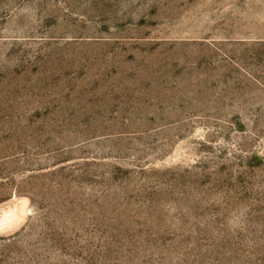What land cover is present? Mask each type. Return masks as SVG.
Here are the masks:
<instances>
[{
  "label": "rangeland",
  "instance_id": "obj_1",
  "mask_svg": "<svg viewBox=\"0 0 264 264\" xmlns=\"http://www.w3.org/2000/svg\"><path fill=\"white\" fill-rule=\"evenodd\" d=\"M0 264H264V0H0Z\"/></svg>",
  "mask_w": 264,
  "mask_h": 264
},
{
  "label": "bare ground",
  "instance_id": "obj_2",
  "mask_svg": "<svg viewBox=\"0 0 264 264\" xmlns=\"http://www.w3.org/2000/svg\"><path fill=\"white\" fill-rule=\"evenodd\" d=\"M1 36V35H0Z\"/></svg>",
  "mask_w": 264,
  "mask_h": 264
}]
</instances>
